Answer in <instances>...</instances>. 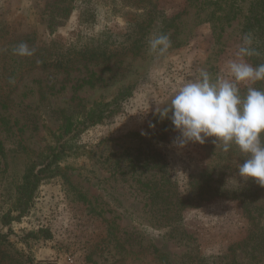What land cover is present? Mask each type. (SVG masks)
<instances>
[{
	"label": "rangeland",
	"instance_id": "rangeland-1",
	"mask_svg": "<svg viewBox=\"0 0 264 264\" xmlns=\"http://www.w3.org/2000/svg\"><path fill=\"white\" fill-rule=\"evenodd\" d=\"M254 1L151 0L143 14L136 0H0V144L6 154L0 152V194L8 174L18 180L55 145L69 118L80 122L104 104L113 111L72 134L77 149L61 161V176L41 183L27 213L6 227L0 220L9 238L0 264H156L148 254L152 246L171 264H190L191 255L219 264L217 258L246 238L241 204L205 194L198 182L215 170L219 188L248 185L238 173L245 154L234 144L223 151L214 137L180 147L179 132L156 108L170 104L200 69L213 80L232 79L229 63L241 59ZM216 2L235 5L231 22L216 19L222 10L213 17ZM159 34L171 40L164 56L149 51V40ZM251 34L258 54L242 59L256 67L264 64V50ZM23 39L34 55L49 47L67 54L94 40L91 46L106 43L118 56L81 60L69 70L29 69L34 55L12 51ZM238 87L246 95L249 87L264 90V80ZM178 197L191 201L176 222V237L160 217ZM3 202L1 196L0 216L11 208L12 201Z\"/></svg>",
	"mask_w": 264,
	"mask_h": 264
},
{
	"label": "trees",
	"instance_id": "trees-1",
	"mask_svg": "<svg viewBox=\"0 0 264 264\" xmlns=\"http://www.w3.org/2000/svg\"><path fill=\"white\" fill-rule=\"evenodd\" d=\"M223 2L227 3L228 1ZM253 4L255 5L251 10L252 17L246 25L245 31L247 34L252 32L255 33L258 36L255 41H257V43L259 41L260 43L257 47L264 50V0H255ZM150 5L151 0L147 1L145 4H143L142 0H136L135 3L138 9L143 10V14H146V11L148 12V6ZM214 5L216 6V10L213 13V17H216L218 10L223 11V13H221L223 17H217V20H223L229 23L235 18V5H225V8L218 2ZM143 29L144 28L141 27V30ZM21 42H24V39L19 41V43ZM92 44H94V40L91 41L89 44L90 46L87 48H82L79 51L70 50L67 54L63 55L52 51L53 49L51 50V47H49L48 50L37 49V53L33 56L34 60H32L29 69L41 67L69 70L81 60H111L118 56L116 50L112 51L110 50V46H103L106 43L91 46ZM112 112L113 111H110V105L104 104L90 114L84 116L80 119V122H77L79 120L69 118L66 124L59 130V134L54 136L55 145L50 146L47 153L38 156L27 165L18 180H16V174H8V176H6L7 187L4 189V193L0 194V198L2 196V200H4L3 205H8L7 203H10V201H12V203L11 208L5 209L3 215L0 216L2 227L9 226L13 220L23 216L29 211L41 183L61 176V161L63 158L74 153L77 149L76 144L73 143V137H75V135L72 134H75L81 126L86 128L100 123L109 118ZM0 152L2 156L6 157L5 150L1 144ZM4 159L6 160V158ZM5 168L8 173L10 165L7 161L5 162ZM202 175L205 176L204 181L198 182L203 185L202 187L205 194L217 193L221 198H229L233 201H238L243 209V216L249 221L246 238L238 244L231 246L226 255L217 258V260L221 261L219 264H243L241 258H245L249 262L256 261V263H264V186L251 180L248 185L243 184L234 189H224V187H217L218 182L214 179L216 177L215 170L210 173L205 171ZM78 196L83 202L87 203L86 198L82 196V194L79 193ZM209 200L210 198H206L204 201ZM190 201L191 198H187V200L179 197L176 198L175 204L169 203L166 214L160 217V219L165 220V225L171 228V234L174 235L173 233H175L176 237L180 232L179 228L175 226L177 224L176 222L179 217L182 216L181 213L183 209ZM15 214H17V216H14ZM8 241V235L0 230V255L6 254L4 248L7 246ZM148 254L153 257L156 264H171L168 256L162 253L157 247H150L148 249ZM188 258L191 260L190 264H209L207 257L199 258L198 255H191Z\"/></svg>",
	"mask_w": 264,
	"mask_h": 264
},
{
	"label": "clouds",
	"instance_id": "clouds-1",
	"mask_svg": "<svg viewBox=\"0 0 264 264\" xmlns=\"http://www.w3.org/2000/svg\"><path fill=\"white\" fill-rule=\"evenodd\" d=\"M148 43L150 53L160 56L171 47L167 34L156 35ZM252 43V34H245L237 52L241 59L229 63L232 79L213 80L208 71L200 69L179 87L170 104L163 109L157 106L156 112L171 120L180 134L175 141L180 147L213 137V143L222 144L225 152L236 145L246 157L239 165V175L264 186V90L249 87L246 95H241L238 87L240 82L264 80V64L253 67L242 59L258 54ZM12 51L31 57L35 49L21 42Z\"/></svg>",
	"mask_w": 264,
	"mask_h": 264
}]
</instances>
